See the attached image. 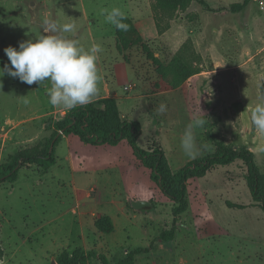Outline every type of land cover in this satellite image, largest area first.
Wrapping results in <instances>:
<instances>
[{"label":"rangeland","instance_id":"374dc122","mask_svg":"<svg viewBox=\"0 0 264 264\" xmlns=\"http://www.w3.org/2000/svg\"><path fill=\"white\" fill-rule=\"evenodd\" d=\"M240 2L0 0V70L11 67L4 50L35 42L44 19L75 22L80 46L103 48L96 99L113 98L120 119L138 121V145L160 147L169 172L193 160L181 139L194 118H203L194 133L198 158L220 143L245 147L264 175V138L250 120L264 84V0L233 8ZM113 8L136 32L132 44L105 23L101 13ZM137 20L150 24L138 27ZM48 90L47 82L29 87L0 78V164L11 155L42 154L58 137L54 125L67 111L50 106ZM161 104L162 116L155 111ZM53 152L56 163L45 173L24 165L15 181L0 184V264H54L76 248L102 253L110 264L136 249L133 264H264V201L252 198L242 161L189 180L187 208L174 218L173 201L126 140L93 145L61 134ZM100 215L114 221L113 232L96 229ZM174 219V238L162 240Z\"/></svg>","mask_w":264,"mask_h":264},{"label":"trees","instance_id":"16d2710c","mask_svg":"<svg viewBox=\"0 0 264 264\" xmlns=\"http://www.w3.org/2000/svg\"><path fill=\"white\" fill-rule=\"evenodd\" d=\"M249 1L242 0V2L232 6L235 9H243ZM122 22L127 24L130 30L125 33L116 29L117 39L132 44L135 41L136 32L130 23ZM134 32L135 34H133ZM139 41L140 37H138L137 42ZM260 92L261 96H264V84L261 86ZM54 128L58 137L55 140L52 138L47 143L42 154L11 155L7 161L0 164V184L6 181H15L19 168L24 165L35 164L42 168L40 170L42 173H45L50 166L56 163L53 149L61 134H72L82 142L93 145L108 144L115 146L122 140H126L141 164L151 171L150 177L157 183L160 191L173 201L174 205L171 212L174 218L187 208L186 190L189 180L202 178L211 168L226 166L236 160L242 161L246 167L245 178L252 198L255 201H264V175L259 171L253 160V155L248 149L245 147L228 148L220 143L216 145L213 153L191 160L171 173L168 170L164 152L160 147L144 149L138 145L137 140L141 134L140 123L130 119H120L116 101L113 98L96 99L86 107H77L67 111L55 123ZM94 225L98 231L106 234L114 230L112 219L107 215L98 216ZM174 235L175 219L170 229L164 231L160 238L165 241L172 240ZM139 252L140 249L129 251L124 258L115 264H133L134 255ZM92 261H96V264H110L104 254L81 248H76L70 253L64 251L57 255L53 262L54 264H89Z\"/></svg>","mask_w":264,"mask_h":264},{"label":"clouds","instance_id":"9594fccd","mask_svg":"<svg viewBox=\"0 0 264 264\" xmlns=\"http://www.w3.org/2000/svg\"><path fill=\"white\" fill-rule=\"evenodd\" d=\"M106 17L105 23L114 26L118 31L128 32L129 26L122 21L127 16L118 8L111 12L101 13ZM42 35L33 41L22 42L19 50L9 47L5 55L11 67L5 65L0 70V78L7 75L28 85L50 84L47 92L49 104L54 109L71 111L77 107L92 104L99 96L103 77L98 67L103 48L94 45L90 49L80 46L76 39L77 25L75 22L60 24L52 19L42 22ZM29 101L24 99V106ZM157 115H165L167 106L159 105ZM250 120L255 132L264 138V96L254 109H251ZM205 119L194 118L187 126L181 139V148L189 159L201 155L196 146L195 130L205 126ZM264 152V148L260 149Z\"/></svg>","mask_w":264,"mask_h":264},{"label":"crops","instance_id":"0c3cea01","mask_svg":"<svg viewBox=\"0 0 264 264\" xmlns=\"http://www.w3.org/2000/svg\"><path fill=\"white\" fill-rule=\"evenodd\" d=\"M136 22V24L138 25V27H141V26H143V25H149L150 24V22H149V20H137V21H135ZM171 43V42H170ZM114 222V221H113ZM114 224V223H113Z\"/></svg>","mask_w":264,"mask_h":264},{"label":"water","instance_id":"95a60500","mask_svg":"<svg viewBox=\"0 0 264 264\" xmlns=\"http://www.w3.org/2000/svg\"><path fill=\"white\" fill-rule=\"evenodd\" d=\"M54 263V262H53Z\"/></svg>","mask_w":264,"mask_h":264}]
</instances>
